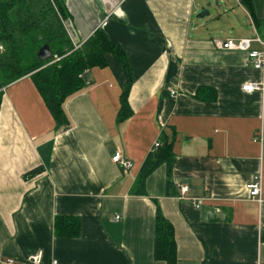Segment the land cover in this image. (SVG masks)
<instances>
[{
  "label": "crops",
  "instance_id": "crops-1",
  "mask_svg": "<svg viewBox=\"0 0 264 264\" xmlns=\"http://www.w3.org/2000/svg\"><path fill=\"white\" fill-rule=\"evenodd\" d=\"M65 1L74 45L101 27L124 49L131 115L117 121L126 78L112 56L65 101L69 123L59 128L29 75L1 88L0 264H30L39 252L41 264H165L153 255L157 205L173 226L177 264H264V200L247 190L259 175L264 191V96L241 89L261 73L245 52L213 45L250 37L253 18L236 0L246 22L234 9L218 14L224 24L207 37L193 21L194 0ZM251 1L261 35L264 0ZM203 86L215 98H196ZM163 133L173 140V194L161 164L146 195H136L141 164ZM115 153L132 161L129 171L112 162ZM177 183L188 187L184 196ZM203 205L218 216L202 219ZM58 215L78 219L76 236L55 233Z\"/></svg>",
  "mask_w": 264,
  "mask_h": 264
},
{
  "label": "trees",
  "instance_id": "trees-1",
  "mask_svg": "<svg viewBox=\"0 0 264 264\" xmlns=\"http://www.w3.org/2000/svg\"><path fill=\"white\" fill-rule=\"evenodd\" d=\"M239 3L253 18L255 28L260 29L261 21L253 13L252 1L239 0ZM70 16L65 0H0V104L1 88L29 75L52 115L56 128L67 125L69 119L64 111V103L86 86L83 73L95 66H106L108 56H112L125 73L117 121L126 120L131 115L127 96L133 75L124 49L109 38L101 27L74 48L66 29ZM44 44L49 46L52 57L41 61L37 59L36 53ZM55 57L58 59L50 63ZM195 95L196 98L212 100L215 91L203 86L198 87ZM161 141V146L151 151L141 164L134 182L133 192L136 195H146V178L161 164L167 168L166 195L173 194L170 191L173 140L163 133ZM39 170L33 169L26 175ZM154 227V259L165 264H177L174 229L158 205ZM54 231L68 237L76 236L79 221L73 216L58 215L54 220Z\"/></svg>",
  "mask_w": 264,
  "mask_h": 264
},
{
  "label": "built area",
  "instance_id": "built-area-1",
  "mask_svg": "<svg viewBox=\"0 0 264 264\" xmlns=\"http://www.w3.org/2000/svg\"><path fill=\"white\" fill-rule=\"evenodd\" d=\"M252 43L260 44V48L256 49L252 47ZM213 45L216 49L219 50H239L246 53L247 59L250 62L252 68L258 70L261 73V78L259 81H251L244 83L241 86V89L247 93L259 92L264 96V26L262 27V34H258L253 26V33L250 37H239V38H221L215 37L213 39ZM79 45H74V48H77ZM55 57L53 61L57 60ZM174 95V92L171 93ZM160 146L158 141H155L153 144L152 150H156ZM111 160L113 163L118 164L123 172H127L133 166V163L130 159L123 157L120 153H115ZM179 186V193L181 196H184L188 190V187L185 185ZM248 196L250 199L261 203L263 199L264 191L262 189L261 177L259 175L254 176L252 181L247 185ZM196 208L201 206L200 201H194ZM115 220L119 219V216L114 217ZM42 253L39 252L30 258V264H41ZM51 264H59L56 260H52Z\"/></svg>",
  "mask_w": 264,
  "mask_h": 264
},
{
  "label": "rangeland",
  "instance_id": "rangeland-1",
  "mask_svg": "<svg viewBox=\"0 0 264 264\" xmlns=\"http://www.w3.org/2000/svg\"><path fill=\"white\" fill-rule=\"evenodd\" d=\"M194 1H196V3L198 2L199 7H196V9H198V12L193 16V21H197L201 23V26H203V28H201L203 36L209 37L211 35H214L215 33H217L215 29L217 28V30H219L218 25L222 26L224 24L222 19H220L217 22L218 14L220 15L227 14L231 16L234 14V12H232L231 10L234 9L235 13L242 19L243 22H246L247 20L246 19L247 17H245L244 13L238 7L236 0H229L228 7L218 2L219 0L218 1L217 0H194ZM201 11L207 12V14L205 13L203 17H198V14ZM249 28L251 29V31L253 30L251 28V25ZM246 30H249L248 25H246Z\"/></svg>",
  "mask_w": 264,
  "mask_h": 264
},
{
  "label": "water",
  "instance_id": "water-1",
  "mask_svg": "<svg viewBox=\"0 0 264 264\" xmlns=\"http://www.w3.org/2000/svg\"><path fill=\"white\" fill-rule=\"evenodd\" d=\"M205 13L207 14V12L201 11L198 14V17H203L205 15ZM36 57L38 60H41V61H46V60L50 59L52 57V52H51L49 46L47 44H44L43 46H41L36 53ZM82 76L85 80H89L90 71L89 70L85 71ZM201 214H202V219H207L209 217H213L212 214H214L215 216H218L216 209L214 207L207 206V205H203L201 207Z\"/></svg>",
  "mask_w": 264,
  "mask_h": 264
}]
</instances>
